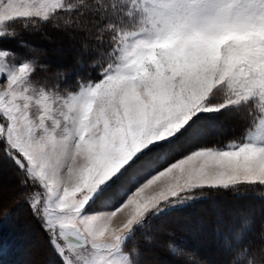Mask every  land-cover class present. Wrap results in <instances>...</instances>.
I'll return each mask as SVG.
<instances>
[{
  "label": "snow or ice",
  "instance_id": "1",
  "mask_svg": "<svg viewBox=\"0 0 264 264\" xmlns=\"http://www.w3.org/2000/svg\"><path fill=\"white\" fill-rule=\"evenodd\" d=\"M17 24L79 37L87 73L36 78L46 65L2 46ZM221 113L239 132L203 142L202 121ZM3 159L61 264H147L129 242L153 219L264 187V0H0ZM254 223L226 239L229 264H264V222L259 247L245 243Z\"/></svg>",
  "mask_w": 264,
  "mask_h": 264
},
{
  "label": "trees",
  "instance_id": "2",
  "mask_svg": "<svg viewBox=\"0 0 264 264\" xmlns=\"http://www.w3.org/2000/svg\"><path fill=\"white\" fill-rule=\"evenodd\" d=\"M16 30L19 35L15 39H6L2 43L21 56L35 58L39 64L46 65V71L36 72V78L41 81L46 80L51 84L59 80L61 87L74 86L76 76L84 75L89 70L88 62L91 56L82 50L79 37L70 39L69 43L74 47L68 52L62 48L61 51L65 52L63 58H60L55 65H51L50 61L45 59L47 56H52L47 48L48 41L58 37L68 38V36L64 32L52 30L47 26L41 31H26L17 24ZM21 42L30 47H21ZM58 70L67 74L65 79H59L55 75ZM49 78L50 81H48ZM228 121L232 122V128L217 132V125ZM202 123L206 125V132L209 133V137L203 138V142L206 143L234 136L239 132L240 127L237 119L229 113L208 116ZM177 147L178 149L173 150V154L178 155L182 151L181 143ZM4 171L15 181V194L7 209H3L4 201L0 198V201L2 200L0 203V264H61L60 258L49 243L47 233L33 218L28 206L24 203L20 195L23 192L19 183L20 174L7 159L0 161V175ZM261 191H264V187L259 185L256 186L255 191L250 189L247 192L209 191L199 200L153 219L146 229L137 232L134 241L129 242V247L133 242H138L147 264H208L205 261L208 257L221 260V264H229L232 252L226 245V239L231 238L233 230L241 227L244 215L252 213L255 221L252 230L245 236V243L251 241L253 248H258L261 244L258 234L261 223L264 222V197L255 194ZM254 206L260 207H256L257 214L251 212L252 209H248ZM201 210L204 211L201 212ZM184 225V229H180V226ZM198 225L199 227L196 228ZM198 234L200 240H193L192 236L197 237ZM146 235L153 237L151 245L146 244L144 239ZM29 236L32 237L33 244L29 243ZM156 239L165 241L162 245L155 247L153 245ZM35 242L41 243L40 249H37ZM170 242L180 249L182 254H173L168 247ZM26 257H28L27 262Z\"/></svg>",
  "mask_w": 264,
  "mask_h": 264
},
{
  "label": "rangeland",
  "instance_id": "3",
  "mask_svg": "<svg viewBox=\"0 0 264 264\" xmlns=\"http://www.w3.org/2000/svg\"><path fill=\"white\" fill-rule=\"evenodd\" d=\"M69 40L70 39L67 38V37H58L57 39H53V41L52 40L51 41L50 40L48 41L47 48L51 52L52 56H47L45 59H48L50 61V64L51 65H55L57 62H59V59L60 58H63L64 53L65 52H68V51H71V49L74 47L73 45H71V43H69L70 42ZM4 41H6V40H4ZM2 46L5 47V48H7L6 45L3 44V43H2ZM62 48H63V50H65L64 53H63V51H61ZM52 57H54V58H52ZM17 59H19V57H17ZM48 81H50V78L48 79ZM231 124H232V122L228 121L225 124L222 123V124L217 125V127H216L217 132H224L226 130L231 129L232 128V125ZM235 126L237 127V123H235ZM213 132H215V131H213ZM206 137H209V133H207V132H206V135L204 136V138H206ZM185 143L186 142H184V143L181 142V147L184 148ZM176 149H178V147H176ZM181 150H183V149H181ZM14 184H15V181L12 180L11 176H9V175L7 176V172L6 171H4V173L1 172V175H0V187H2V191H0V198L3 199V201H4L3 202V205H2V207H4L3 209H7V207H9V205L11 204V201H12V199L14 197V194H15V189H14L15 185ZM199 198H201V197H199ZM199 198L193 199V200L187 202L186 204H184L181 207H184V206L188 205L191 202L197 201V200H199ZM212 207H210V208H212ZM256 207L257 208H260L258 206H254V208L249 207L248 209H252V211L251 210L250 211L253 212L254 214H257V208ZM175 209H177V208H175ZM202 211H204V210H201V212ZM249 214L250 215H253L252 213H249ZM119 217H120V215L118 216V218ZM123 219H124V216L122 218H120V221L119 222L116 223V221H115V223L116 224H119ZM181 226H180V229H184L185 225L183 227H181ZM197 227H199V225L196 226V228ZM29 238H30L29 239L30 240L29 243L30 244H33L32 237L29 236ZM192 239L198 241V240H200V235L198 234L197 237H194V235H193L192 236ZM164 241L165 240H162V239H156V241H155L156 243L153 246H155V247L160 246V245H162L164 243ZM35 243H36V247H38L37 249H40L41 248V243H39V242H35ZM149 249H150V247H149ZM27 256H28V254H27ZM27 260H28V257H26V262H27ZM205 261L208 264H221V260H216L214 258L211 259L209 257L206 258Z\"/></svg>",
  "mask_w": 264,
  "mask_h": 264
},
{
  "label": "bare ground",
  "instance_id": "4",
  "mask_svg": "<svg viewBox=\"0 0 264 264\" xmlns=\"http://www.w3.org/2000/svg\"><path fill=\"white\" fill-rule=\"evenodd\" d=\"M124 215L121 214L120 217L118 219H116V223L120 221V218H122Z\"/></svg>",
  "mask_w": 264,
  "mask_h": 264
}]
</instances>
